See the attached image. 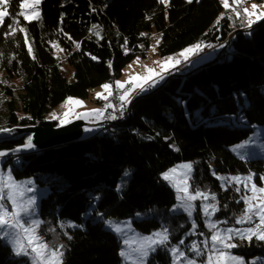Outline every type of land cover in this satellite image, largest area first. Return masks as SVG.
<instances>
[{
	"label": "trees",
	"instance_id": "trees-1",
	"mask_svg": "<svg viewBox=\"0 0 264 264\" xmlns=\"http://www.w3.org/2000/svg\"><path fill=\"white\" fill-rule=\"evenodd\" d=\"M20 4L10 0V15L0 23V129L59 126L46 118L52 108L113 82L136 55H146L154 32L160 35L161 56L197 43L222 42L210 64L193 63L136 95L132 114L112 130L44 149L33 145V151L17 158L20 166L13 165L12 156L5 158L17 179L48 175L39 233L50 247L64 246L63 264H124L121 240L105 227L107 218H131L141 233L167 228V246L151 252L145 264H171L170 248L193 238L185 213L169 211L176 195L161 176L181 161L193 164L194 191L216 193L215 216L236 223L245 209L241 188L222 186L216 174L249 172L264 183L261 159L230 151L254 125H264V21L228 41L229 33L248 23L227 10L221 18L220 0H168L167 5L160 0H42L39 21L25 20ZM12 28L16 31L9 35ZM55 41L72 67V81L53 53ZM29 136L0 138V151L26 143ZM126 168L131 173L122 186ZM136 214L144 217L136 219ZM201 216L196 206V223L204 230ZM184 252L193 256L188 247ZM238 252L245 264L252 258L264 264V241L243 240ZM0 264L32 262L17 257L0 238Z\"/></svg>",
	"mask_w": 264,
	"mask_h": 264
},
{
	"label": "snow or ice",
	"instance_id": "snow-or-ice-1",
	"mask_svg": "<svg viewBox=\"0 0 264 264\" xmlns=\"http://www.w3.org/2000/svg\"><path fill=\"white\" fill-rule=\"evenodd\" d=\"M42 0H21L20 8L21 9H30V14L21 12L20 14L24 16V19L27 21L36 20L39 21L41 19L40 12L38 10L39 5ZM161 3L167 5L168 0H160ZM189 3L192 0H188ZM222 4L226 9L230 7L228 0H221ZM233 7L232 11L236 13L237 16L243 14L246 17H251L253 15L256 16L257 20L264 19V12L257 13L256 9L259 7L256 4L252 5V11H249L246 8H242L243 0H232ZM10 4V0H0V23L4 21L5 17L10 15L8 11V6ZM223 13L221 14V18L223 17ZM219 19L217 23H219ZM252 19H248V26L254 23ZM18 23V22H17ZM11 27V26H10ZM95 27V26H94ZM16 28H12V31L8 33L9 35L14 34ZM20 31H25V29L21 28ZM144 35V34H142ZM69 39H71L69 37ZM159 43V40H157ZM79 47V45H77ZM202 49V45L197 43L188 48L182 50L179 54L185 62L188 61L189 56L199 52ZM155 49H153L154 51ZM32 49L29 47V52L31 53ZM181 63L180 60L175 59L174 57H168L164 62L161 63V71L157 73L154 69L146 67L147 75L140 76L139 74L135 76H129L128 79L124 82L116 81L115 86L117 88H124L125 84H132V88H128L124 91L123 95L119 97V99L123 103H127L129 100V93L132 92L133 88H138L140 91H145L146 86H155V84L159 83L160 80L164 79V75L167 74L168 71L174 69L177 64ZM106 92H108V96L112 95V85L104 84L101 86ZM108 96H104L102 93H96V98L98 99H108ZM66 104H72L74 106H82L83 102L80 100H75L71 97L67 98L65 101ZM123 103L121 105V115L123 114ZM112 107L111 104H106L105 108ZM104 109H92L88 113L77 114V118L81 116H88L90 114L102 115ZM64 119H61L60 116H57L55 113L52 114L53 119H60L61 123H69L70 121L66 119L69 115L68 112H65ZM109 119H115V116H109ZM0 131L8 132L10 129L3 128ZM32 137L29 136L26 144L23 146L25 148L33 147L31 143ZM241 147V146H237ZM6 153L0 152V156H4ZM180 168L185 169L186 171L182 173L184 177L183 180L176 179L174 182V186L177 189V192H183L184 195H178V201L181 203L174 207L183 208L184 211L188 213V216L191 218L192 213L194 211L193 201L200 199L202 201L201 210L207 219L206 226L212 230L210 240L211 247L208 248V241H202L207 249L208 255L205 261V264H245V261L242 257L232 255L230 253V249L238 247L239 245L231 243L233 237H239L241 240H248L249 242L255 238L259 241H264V195L257 197V193L264 194V187H257L255 183L251 185V191L253 195L251 197L243 196L242 199L245 203V209L241 217L237 218V223H245L246 221H251L253 217H258L259 223L255 225V227H247L244 229H218L217 224L219 222H212L210 220L211 216L218 211V208L215 203L209 204L204 203L209 198L215 201L216 196L214 193L201 192L200 190H196L195 193L189 192V185L187 180L190 178V172L192 165L191 164H183L178 166ZM177 169H170L168 172L164 173L163 176L166 180H172L173 175L176 174ZM127 176L128 173L126 172ZM219 179H227L229 183L232 181H236L238 184L240 182L244 183V188L247 190L248 184L246 181L251 180V175L248 177H231V178H220ZM261 179H264L262 177ZM31 184V181L17 182L15 181L10 174L7 176L0 174V237H3L8 240L9 243L13 246V251L16 255H24L30 256L32 259V264H63V245L52 246L50 247L47 242H45L37 233V229L42 223L38 219H32L35 214V196H26L27 192H32L33 189L30 187H26V185ZM239 187L237 191H239ZM258 200L257 203H252L251 201ZM11 205V210L7 207V205ZM28 219L25 220L24 218ZM106 223L112 225L113 230L117 233L121 232V228L118 224H115L111 221H106ZM72 226V225H69ZM130 227V225H129ZM196 224L193 221L192 230L195 231ZM203 235V233H201ZM70 238V237H69ZM169 241V234L167 228H162L160 231L152 233L149 236H141L139 239V246L135 249L137 253L134 260L130 253L126 252L124 249L121 250L120 255L125 258L126 261L132 260V264H145L147 257L151 252L156 251L158 247H166ZM183 244L184 241L181 240L179 242ZM125 245H129V240H124ZM189 251L195 253L196 256H200L202 253L199 245L193 241ZM170 252L173 255V264H176V261L181 257L185 258V264H197L194 258H188L185 255L184 251H181L178 246H172L170 248ZM251 264H255V262H251Z\"/></svg>",
	"mask_w": 264,
	"mask_h": 264
},
{
	"label": "rangeland",
	"instance_id": "rangeland-1",
	"mask_svg": "<svg viewBox=\"0 0 264 264\" xmlns=\"http://www.w3.org/2000/svg\"><path fill=\"white\" fill-rule=\"evenodd\" d=\"M220 2H221V0H220ZM228 3L230 5V7L228 9H226L224 7V5L222 4L223 5L222 13H224L227 10V13L230 16L233 14L236 17H241V18H243V20H245V23L248 22V19H252L253 21L257 20L255 15H253L251 17H246L243 14H241L240 16H237L236 13L231 10L232 7L234 6L233 3H232V0H228ZM253 4H256V5L259 6L256 9L257 13L264 12V0H243L242 8H246L249 11H252V5ZM38 10L40 12L39 7H38ZM23 12L30 14L31 10L30 9H23ZM260 20H262V19H260ZM260 20H258V21H260ZM258 21H255L251 25V27L248 26V27H245V28H243V27H241V28H243L245 30H247V28H253L255 26V24L258 23ZM152 36L153 37L150 40L148 49H146L147 50L146 51V55L145 56L136 55L122 69V72H121L120 76H118V78L114 80L115 82L116 81L124 82V81H126L128 79L129 76H135L137 74H139L140 76L147 75L146 70H145L146 67L154 69L157 73H159L161 71V63L164 62L166 60V58H168V57H174L175 59L180 60L181 63L183 62L182 66H183V68H186V70L181 71V72L179 70H176V66H179L180 63L177 64L174 69H171L170 71L167 72V74L164 75V79L163 80H160L159 83L155 84V86H150V88H153V87L155 88V87L161 85V83H163L165 78L171 72L176 70L173 74H178V73L181 74L182 72L188 71L190 69V68H188L189 62H191V64L194 63V65L195 64L196 65L204 64V62H206V60L207 61L208 60L209 61L212 60L214 57H217V54L219 53V49H215V50H212V51L209 50V51H205V52H202L200 50L199 52L194 54V56H197L195 59H193L194 56H189V59H188L187 62H185L183 60V58L179 55L182 52V50H184V49L180 50L179 52L170 54V55L161 56L157 52V46H158L157 40L160 41V35L154 32L152 34ZM201 45L203 47L204 45H206V43L204 42ZM52 46H53L54 55L61 61V63H60L61 70H63V72L65 73L68 81H72V79H73L72 78L73 70H72V67L69 64H67L66 62L63 61V59H62L63 58L62 57L63 56V51H62V48H61L60 44L57 41H55V42H53ZM153 49H155V50L153 51ZM192 59H193V61H192ZM13 82L16 85L19 84V80H17V79L13 80ZM104 84H106V83H104ZM107 84L111 85L112 83L108 82ZM126 85L127 84H125L124 88L126 87ZM101 86L90 90L88 96L85 97V98L70 96L71 98H73L75 100L82 101L83 102L82 106H74L72 104H66L65 103V101L67 100L66 99L64 102H61L57 106L52 108L46 114L47 119L55 120V121H58V122L60 121L59 122V124H60L61 123L60 119H53L52 118V114L53 113H55L57 116H60L61 119H64L65 117H64L63 114L65 112H68L69 115L66 117V119H68L71 122V121H73V120H75L77 118V114L88 113L92 109H103L101 107V102H102V100L104 101V99L96 98V93H102L104 96H108V92H106ZM147 87L148 86H146V90L143 91V93L148 92L147 90H149L150 88L147 89ZM115 88H116V86L113 89L111 88L112 93H113ZM131 88H132V84H131ZM138 90H139L138 88H133L132 92L129 93V100L127 102L128 104H131V102L133 101L135 96L138 95L141 92V91L138 92ZM77 119H81L84 122H86V124L83 126L84 133L81 135L80 139H85V138L93 135L92 132H91V134L90 133L87 134L90 129L91 130H96L97 128L99 129L100 115L98 116V115H95V114H90V115H88L86 117L85 116H81L80 118H77ZM65 124H67V123H63V124L61 123L60 125H65ZM25 144L26 143L20 144V145L14 147L12 149H6V150H1L0 151V152L6 153L4 156H0V174H3L5 176L10 174L11 177L17 182L31 181V184L26 185V187L32 188L33 191L32 192H27L25 195L26 196H35L36 197L35 214L32 217V219H38V220L41 221L40 214H39L40 197L42 195H46L48 193V184L46 182H44V180L46 179V177L48 175L44 174V173H41V174H37L35 176L26 177V178H23V179H17L15 177L14 173H13L12 163L11 164L8 163V164L4 165L5 158H7L8 156H12L14 158V161H13L14 164L13 165L20 166V161L17 158H20L21 155L24 154V153H28V152L33 151L32 147L31 148L23 147ZM237 146H241V147H237ZM230 149H231L230 151H232L233 153H235L238 156H243V157H247V158H254V159H261L262 162L264 163V125H254L253 128H252V131L249 134V136L246 139L242 140L241 142L237 143L236 145L235 144L232 145L230 147ZM183 164H191L192 165L191 172H190V178L187 180V183L189 185V189H188L189 192L195 193L194 189L192 188V186L190 184L191 183L192 174H193V164H192L191 161H181V162L175 163V164L171 165L168 169H166L161 174L162 178L165 181H167L171 185V187L174 189V192H175V195H176V202L169 209V211L171 213H179V212L185 213V215L188 217V219H189V221L191 223V227H190V229L187 232H188V234L193 235V238L191 240L187 241L188 243H185V239L182 238L181 240H183L184 243L180 244L179 242L181 240H179V242L174 244V246H178L181 251H184V249H187V247L190 248L192 242L195 241L199 245L201 250H202L201 255L200 256H196L195 253L192 252V251L191 252L193 253V256L192 255H188L187 256V254H185V255L188 258H194L196 260L197 264H205L208 252H207V249L205 248V245L203 243H201V242L207 240L208 241L207 247L208 248L211 247L210 236H211L212 230L206 226V221H207L208 218L205 217L203 211L201 210L202 201L200 199H197V200L192 202L193 206H194V211L192 213V217L191 218L188 216V213L183 210V208L174 207V206H177V205H179L181 203V201H178V199H177L178 195H181V196L184 195L183 192L178 193L176 187L174 186V182H175L176 179H180V180L184 179V177L182 176V173L185 172L186 170L183 169V168L178 167V166H181ZM173 168L177 169L176 174H171V175H173V179L172 180H166L164 178L163 174L168 172L170 169H173ZM126 172L128 173L127 176L125 175ZM130 173H131V171L128 168H126L123 171L122 176L120 177V180H119V184L120 185L125 186L126 180L129 178ZM216 175H217V177H220V178L248 177L249 175H251V180L250 181H246V183L248 184L247 190L244 188V183L245 182H240L238 184L236 181H232L231 183H229L227 179H219L220 183L224 187H228V186L232 185L233 183L236 184L237 187L241 188L242 197L243 196L251 197L253 195V193L251 191V185L253 183H255L258 188L259 187H264V183L259 181L254 176V174H252V173L249 174V172H237V173H233V174H227V173L219 174L218 173ZM207 193H214L215 196H216L215 192L211 191V192H207ZM262 195H264V194L257 193V197L262 196ZM251 202L252 203H257L258 200L251 201ZM204 203H209V204L215 203L216 206H217L218 201H217V198L215 199V201H213V200H211L209 198L207 201H204ZM196 206H198L199 209L201 210V215H202L201 217H202V220L204 222V228H205L204 230H206V231L198 229V224L196 223V219H195ZM7 207L9 208V210H11V205L10 204H8ZM244 208H245V203H244ZM215 214H216V212L211 216L210 220L212 222H219L217 224V228L218 229H226V228L244 229V228H247V227H255V225L257 223H259L258 217L254 216L251 221H246L243 224L236 222L234 224H230L229 225V224L225 223L224 221L219 220L215 216ZM241 215L238 216V218L241 217ZM142 217H144V215H141V214H136V216H135L136 219H140ZM24 219L27 220L28 218L25 217ZM106 221H111V222H114L115 224H118L120 226V228H121V232L117 233L116 231H114L112 225L106 223ZM193 221H195V224H196L195 231L192 230ZM236 221H237V219H236ZM129 225H130V227H129ZM105 227H107L108 229H111L114 233L117 234V236L121 240L120 252H121L122 249H124L126 252L130 253V255L132 257V260H134L136 255H137V253L135 252V249L139 246L140 237L141 236H149L152 233L160 231V229H158V230H153L150 233H141V232H139L137 230H134V228L132 227L131 218H107L105 220ZM37 233L44 240L43 236L39 233V228L37 229ZM201 233H203V235H201ZM0 238L2 239V241L4 243H6L11 248L12 253L15 254V252L13 251L12 244L9 243L7 239H5L3 237H0ZM125 239L129 240V245H125L124 244V240ZM241 241H243V240H241L239 237H233V239L231 240V243H234V244H237V245L240 246V242ZM239 246L235 247V248H232L229 251H230V253L232 255L240 256V257H242L244 259L243 255L238 252ZM16 256L17 257L18 256H22L23 257L24 255H16ZM171 256H172L171 264H173V255H172V253H171ZM24 257H27L28 260H30V262H32V259H31L30 256H24ZM122 259H123V263L124 264H132V260L126 261L125 258H123V257H122ZM256 260H257L256 258H252L251 262H255ZM176 264H185V258L181 257L179 260L176 261Z\"/></svg>",
	"mask_w": 264,
	"mask_h": 264
},
{
	"label": "water",
	"instance_id": "water-1",
	"mask_svg": "<svg viewBox=\"0 0 264 264\" xmlns=\"http://www.w3.org/2000/svg\"><path fill=\"white\" fill-rule=\"evenodd\" d=\"M264 19L258 21L262 22ZM244 30L243 28H238L229 33L231 38L236 32ZM213 60L206 62L210 64ZM203 65V64H202ZM132 102L130 104V107ZM86 124L81 119H75L65 125L59 126H44L41 124H30L25 126H13L7 127L11 131L3 132L0 131V138L11 137L17 134L30 133L32 140V145L39 149H44L49 146L60 144L66 141L78 139L83 134V126ZM3 129V128H2Z\"/></svg>",
	"mask_w": 264,
	"mask_h": 264
},
{
	"label": "built area",
	"instance_id": "built-area-1",
	"mask_svg": "<svg viewBox=\"0 0 264 264\" xmlns=\"http://www.w3.org/2000/svg\"><path fill=\"white\" fill-rule=\"evenodd\" d=\"M230 40V37L228 36V41ZM222 45L221 41L217 42H206V45H204L201 49L202 52L213 50L215 48H218ZM183 62L180 63L179 66H176V70L184 71L186 68H183L182 66ZM182 68V69H181ZM188 68H191V62H189ZM181 69V70H180ZM175 70V71H176ZM175 71L171 72L174 73ZM128 88H131V84H127L125 88H115L112 95L108 96V99L101 102V107L105 110L102 115H100V124L98 132H107L109 130H112L115 124H118L119 122L125 120L132 114V110L130 107V104L123 103L119 97L123 95L124 91ZM150 86L147 87L149 89ZM151 90V88L149 89ZM140 92V90H138ZM142 92V91H141ZM140 92V93H141ZM123 103V114L121 115V105ZM106 104H111L112 107L105 108ZM109 116H115V119H109Z\"/></svg>",
	"mask_w": 264,
	"mask_h": 264
},
{
	"label": "crops",
	"instance_id": "crops-1",
	"mask_svg": "<svg viewBox=\"0 0 264 264\" xmlns=\"http://www.w3.org/2000/svg\"><path fill=\"white\" fill-rule=\"evenodd\" d=\"M111 83H112L111 85H112V89H113V88L115 87V81H113V82H111ZM65 100H66V99H65ZM65 100H64V101H65ZM64 101H63V102H64ZM58 115H59V114H58ZM46 118H47V117H46ZM76 119H77V118H76ZM59 122H60V121H59ZM60 124H61V123H60ZM92 129H93V128H92ZM97 129H98V128H97ZM97 129H96V130H91V129H90V130L88 131L87 134H89V133L91 134V132H92V133H96V132H97ZM83 133H84V128H83Z\"/></svg>",
	"mask_w": 264,
	"mask_h": 264
}]
</instances>
